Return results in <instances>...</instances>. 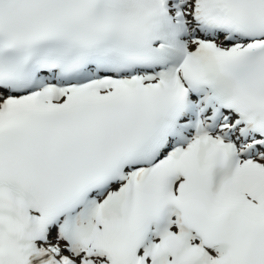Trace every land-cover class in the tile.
Returning <instances> with one entry per match:
<instances>
[{
    "label": "snow or ice",
    "instance_id": "6c2138e0",
    "mask_svg": "<svg viewBox=\"0 0 264 264\" xmlns=\"http://www.w3.org/2000/svg\"><path fill=\"white\" fill-rule=\"evenodd\" d=\"M0 264H264V0H0Z\"/></svg>",
    "mask_w": 264,
    "mask_h": 264
}]
</instances>
